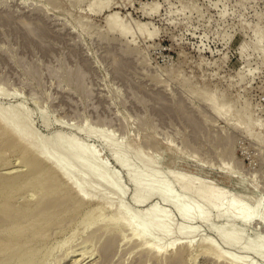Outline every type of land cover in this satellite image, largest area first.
Wrapping results in <instances>:
<instances>
[{"label":"rangeland","instance_id":"rangeland-1","mask_svg":"<svg viewBox=\"0 0 264 264\" xmlns=\"http://www.w3.org/2000/svg\"><path fill=\"white\" fill-rule=\"evenodd\" d=\"M54 142L73 182L32 149ZM76 147L84 159H65ZM24 156L101 209L68 211L33 255L0 264H264V0H0V181L27 173ZM179 179L222 206L180 217ZM25 190L17 211L38 198ZM150 206L161 217L143 231Z\"/></svg>","mask_w":264,"mask_h":264},{"label":"bare ground","instance_id":"bare-ground-1","mask_svg":"<svg viewBox=\"0 0 264 264\" xmlns=\"http://www.w3.org/2000/svg\"><path fill=\"white\" fill-rule=\"evenodd\" d=\"M9 113L10 114L6 116L5 119L7 121L14 122V124H12L13 125L12 130L17 132L19 131V128L16 127L15 121L11 117L14 115L12 114V112ZM25 136L29 137V135H25ZM49 144L53 146L52 147L53 151L50 152L46 151L43 145H37L35 147L33 146L32 149L33 151L38 152L40 157H42L41 159H44L45 161L46 160L50 161L53 164H55V166L62 171L63 176L68 181L73 182L72 174L69 170L66 169L65 163H55V160H53L54 153L58 148L61 147L62 144L60 142H56V143L54 142ZM85 155H87L85 151L83 152L76 147L66 155L65 159L76 158L79 160V159H84ZM1 158L0 161L2 160ZM41 159L37 157L23 158L22 164L28 169L27 173L24 175L16 176L8 180L0 181V225L2 224V227H4V232H8L9 234L11 233L16 234V236L13 237L8 236L9 238H7V240L0 241V252L6 251L10 256H13L14 254H19L18 251H24V250L25 251L22 252L21 255L22 254L26 256L28 254L33 255V253L37 250V247H39V245H42L45 239H47L45 237L48 236L49 234L48 231L53 228H58V226H60L62 221L67 217L65 215L69 214L68 211L72 212V210L79 209L80 212H82L83 217L89 218V216H91V213L93 214L94 210L101 209V208L93 207L91 203L85 204L84 202H80L81 204L78 205L77 203L74 202V200H71L70 199L71 196L69 192H67V188H65L63 185L61 186L58 183V181L52 175H50V172L41 166V161H42ZM115 160L120 165H123V161L122 159L119 158V156H116ZM84 167L86 169H89L87 166ZM178 184H180L182 188H184L189 193V197L184 201L175 202V204H177L179 208L180 217L186 218L190 214L191 211V207L189 204L190 201H194L196 204L193 210L195 213L194 216L196 217H199L204 207L213 210V209H219L222 206V202L224 199L223 194L214 190L210 185L206 183H199L195 187H193L190 184H186V185L182 184L181 179L178 180ZM73 185L77 187V189L79 190V194L82 195V197L87 198L88 195L90 194V192L86 193L84 188L80 189V187H82V183L81 185L73 183ZM25 189L27 190L33 189L37 191L38 198L31 206L25 207L22 210L17 211L12 207L11 202L16 194L18 195L19 192H23ZM156 190L158 192L159 188L150 187L148 192L152 194L155 193ZM171 197H172V193L168 192L164 195L163 200L170 201L169 198ZM73 204H74L73 208L69 210V208L72 207L71 205ZM237 207L238 206L235 203L228 204L229 210H234ZM74 212L76 211H73L72 213ZM159 214L160 212L156 210L155 206H150L149 208H147L141 217L142 219L138 218L140 220L139 224L141 229H143V231L147 229V225L143 222V220L146 217L153 216L159 218L161 217L159 216ZM123 217H124L123 219L128 223L135 220L133 216L125 215ZM248 217L245 218L242 217L241 219L243 221H247V219H250ZM81 220L83 221V218ZM112 220H114L115 222L119 221V219H117L116 217H112ZM157 220L154 221V226L156 228H162L159 226L160 222H158ZM62 225H64V223ZM27 231L30 232L31 235H33L29 240H26L27 238H25V233ZM162 232L165 236H168L171 234V229L169 226L168 227L166 226ZM239 236H240L239 234H234V235L230 234L229 237L230 242H232L233 239L235 240L238 239ZM258 250L264 253V242L260 244ZM180 256H181L180 254L177 255L176 258L173 259L174 262L175 261L180 262L181 261ZM31 263L33 264V261L31 260L22 262V264H31Z\"/></svg>","mask_w":264,"mask_h":264}]
</instances>
